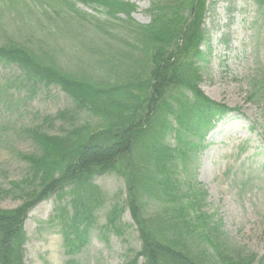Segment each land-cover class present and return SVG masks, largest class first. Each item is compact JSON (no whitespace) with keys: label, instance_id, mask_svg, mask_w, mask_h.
<instances>
[{"label":"rangeland","instance_id":"obj_1","mask_svg":"<svg viewBox=\"0 0 264 264\" xmlns=\"http://www.w3.org/2000/svg\"><path fill=\"white\" fill-rule=\"evenodd\" d=\"M122 1L135 5L128 19L78 0H0V45L14 41L64 73L86 78L98 92L127 84L148 67L136 31L150 23L152 1ZM203 27L207 41L198 62L199 88L212 101L237 111L203 142L185 138L196 147L176 158V195L189 221L181 239L188 254L207 264H224V254L258 264L264 261V0H207ZM18 80L14 66L0 65L1 210L18 208L37 188L24 159L38 156L40 150L27 130L64 136L84 127L99 131L104 125L101 115L77 108L59 87H39L29 97L26 86L16 89L10 84ZM61 112L66 113L64 119L43 122ZM166 142L171 148L178 145L173 133ZM24 180L20 190L12 187ZM93 184L102 199L86 247L76 255L65 254L59 212L61 207L70 211L65 204L69 197L58 203L51 196L25 220L24 264H122L140 249L137 227L126 207L124 179L106 174L95 177ZM140 204L142 217L151 225L169 208L162 199L149 196ZM115 205L124 209L113 228L118 234L106 227Z\"/></svg>","mask_w":264,"mask_h":264},{"label":"trees","instance_id":"obj_2","mask_svg":"<svg viewBox=\"0 0 264 264\" xmlns=\"http://www.w3.org/2000/svg\"><path fill=\"white\" fill-rule=\"evenodd\" d=\"M78 1L127 19L135 10L129 1ZM151 1V21L136 31L142 52L147 54L146 71L133 74L127 84L102 92L86 78L64 73L50 60L14 41L0 45V65L14 66L19 71L18 84L10 83L13 88L26 86L31 97L39 87H59L77 108H89L104 120L99 131L84 127L64 136L47 135L39 128L27 130L40 150L38 156L24 159L31 167L30 182L37 183V188L31 189L18 208L0 209V264H24L25 220L35 206L51 196L58 203L69 197L65 204L70 211L61 207L59 212L63 247L68 256L80 253L88 244L102 199L93 181L106 174L124 179L126 207L141 243L140 249L122 264H207L188 254L181 239L189 221L186 206L178 204L175 161L196 147L185 138L192 136L203 142L216 125L237 110L212 101L199 88L202 76L198 62L203 59L201 47L207 41L203 27L207 0ZM123 99H131L133 104ZM65 114L45 117L43 122L62 120ZM172 133L176 148L166 142ZM25 183H13L12 187L20 190ZM143 196L162 199L169 206L155 224L142 217ZM123 212L115 205L107 216L106 227L115 228ZM252 263L253 259L234 260L224 254V264Z\"/></svg>","mask_w":264,"mask_h":264}]
</instances>
